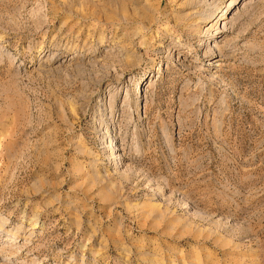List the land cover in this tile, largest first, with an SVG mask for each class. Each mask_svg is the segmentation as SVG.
Instances as JSON below:
<instances>
[{
  "label": "rangeland",
  "instance_id": "rangeland-1",
  "mask_svg": "<svg viewBox=\"0 0 264 264\" xmlns=\"http://www.w3.org/2000/svg\"><path fill=\"white\" fill-rule=\"evenodd\" d=\"M230 1L0 0V264H264V0L209 28Z\"/></svg>",
  "mask_w": 264,
  "mask_h": 264
},
{
  "label": "bare ground",
  "instance_id": "bare-ground-1",
  "mask_svg": "<svg viewBox=\"0 0 264 264\" xmlns=\"http://www.w3.org/2000/svg\"><path fill=\"white\" fill-rule=\"evenodd\" d=\"M234 1L235 0H231L226 6H225V9L224 10H222V11H219L217 14L215 13V12H208L207 14H206V18L204 19V20H210V18L212 17V20H214V22H213V24H211L210 26H209V28H212L213 26H217V21H220V20H222L225 16H226V14L230 11V7L232 6V5H235L234 4ZM229 10V11H228ZM208 28V29H209Z\"/></svg>",
  "mask_w": 264,
  "mask_h": 264
}]
</instances>
